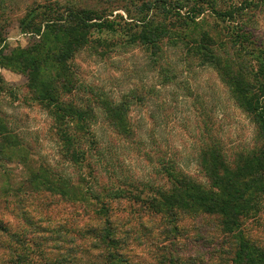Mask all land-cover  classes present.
I'll list each match as a JSON object with an SVG mask.
<instances>
[{
  "label": "rangeland",
  "instance_id": "rangeland-1",
  "mask_svg": "<svg viewBox=\"0 0 264 264\" xmlns=\"http://www.w3.org/2000/svg\"><path fill=\"white\" fill-rule=\"evenodd\" d=\"M46 1L0 0L1 28L9 49L28 44L29 36L18 30V19L35 3ZM59 1L61 6L98 8L109 18L120 14L122 23L132 25L134 20L124 10L142 0ZM175 1L184 4L181 9L171 8ZM188 1L160 4L172 13L184 14ZM232 1L215 0L214 5L223 10ZM156 5L150 12L164 19ZM249 12L254 14L250 26L254 38L264 44V0ZM208 20L215 22L211 15ZM117 37L109 45L92 41L76 54L71 65L80 85L67 98L93 106L100 96L127 101L131 133L116 134L104 117H98L93 127L96 142L90 145L87 140L91 139L83 138L87 148L94 145L83 166L67 160L51 117L34 101L26 77L0 67L4 87L0 117L12 136L0 142L6 154H0V224L6 228L0 230V264H51L57 258L63 264H105L101 248L95 246L101 242L89 231L102 228L103 219L95 218L93 199L80 197L85 187L101 193L99 184L125 190L124 197H106L103 192L101 196L120 238L118 249L129 264H162L163 255L195 258L196 264H230L231 255L223 251L227 244L214 216L180 213L168 223L162 214L143 209L134 195L145 197L153 187L169 185L167 175L160 171L162 161H171L177 169L207 183L197 164L200 148L212 141L230 155L252 144L255 124L212 69L185 60V48L165 46L164 56L153 62L149 48L138 43L118 45ZM36 171L53 181L67 180L77 200L64 198L45 184L36 188L28 182ZM244 227L264 245V211L259 218L246 220Z\"/></svg>",
  "mask_w": 264,
  "mask_h": 264
},
{
  "label": "trees",
  "instance_id": "trees-1",
  "mask_svg": "<svg viewBox=\"0 0 264 264\" xmlns=\"http://www.w3.org/2000/svg\"><path fill=\"white\" fill-rule=\"evenodd\" d=\"M160 2L166 0H142L133 4L134 8L125 9L134 20L132 25L122 23L120 14L109 18L95 7L61 6L59 0L35 3L17 22L18 30L29 36L28 44L10 49L0 17V67L16 70L26 77V87L34 101L43 105L51 117L54 134L67 160L83 166L89 150L94 148V145L87 148L83 138H90L91 141L87 140L90 145L96 142L93 127L98 117H104L116 134L131 132L126 122L127 101L100 96L97 106H93L67 98L80 85L71 65L76 54L92 41L109 45L115 34L119 37L118 45L138 43L149 48L155 58L153 62L164 56L165 46L185 48V60L212 69L238 108L251 117L255 124L254 141L231 152L232 155L226 154L216 142L204 144L197 164L207 183L177 169L171 161H162L160 171L167 175L169 185L155 186L152 194L145 197L136 194L134 199L143 209L162 214L168 223L175 221L180 213L214 216L217 228L224 234L227 245L223 251H229L230 264H264V245L257 243L244 227L246 220L257 219L264 211V44L254 38L250 28L254 14L249 12L262 0H233L223 10L214 5L215 0H190L184 14L172 13ZM180 3L175 1L171 8L181 9L184 4ZM154 5L164 19H156V13L150 12ZM206 11L216 23L208 20ZM185 27L191 29L186 31ZM95 33L97 36H93ZM109 33L112 36H107ZM11 138L1 116L0 142ZM0 154L6 155L2 147ZM56 180L37 171L28 178L36 188L45 184L54 193L77 200L67 180ZM99 188L106 197L126 194L123 188L113 184H99ZM85 190L80 197L93 199L95 218L103 219L102 228L95 226L89 231L101 242L95 246L101 248L104 263L129 264L118 249L120 238L102 192H94L91 187ZM0 230L6 228L0 224ZM162 258V264H196L195 258L185 260L175 255ZM50 263L63 264L58 258Z\"/></svg>",
  "mask_w": 264,
  "mask_h": 264
}]
</instances>
